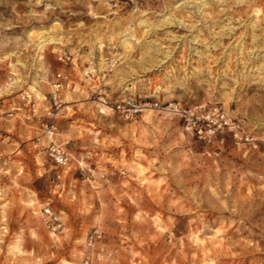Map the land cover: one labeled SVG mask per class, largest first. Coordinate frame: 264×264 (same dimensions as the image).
I'll return each instance as SVG.
<instances>
[{
	"label": "rangeland",
	"instance_id": "1",
	"mask_svg": "<svg viewBox=\"0 0 264 264\" xmlns=\"http://www.w3.org/2000/svg\"><path fill=\"white\" fill-rule=\"evenodd\" d=\"M47 35L61 43L41 46ZM99 96L218 108L237 132L200 138L164 108L101 115ZM50 121L72 157L60 179ZM43 207L60 217L56 230ZM96 228L103 239L90 249ZM87 254L91 264H264V0H0V259L83 264Z\"/></svg>",
	"mask_w": 264,
	"mask_h": 264
},
{
	"label": "built area",
	"instance_id": "2",
	"mask_svg": "<svg viewBox=\"0 0 264 264\" xmlns=\"http://www.w3.org/2000/svg\"><path fill=\"white\" fill-rule=\"evenodd\" d=\"M68 85V76L64 70L58 72L57 79L54 82L53 100L56 109L61 107L60 92ZM98 113L101 115L119 114L125 119H137L141 113L149 108H164L184 119L186 123L185 129L193 135L200 138L210 139L217 133L225 130L237 132L236 122L231 119L225 112L215 108L213 111H203L199 113L198 108H183L172 103L162 107L158 101H150L148 99H137L128 96L121 99L111 100L108 97L99 96L96 100ZM52 107V106H51ZM49 114L55 116L49 110ZM29 119L32 115H28ZM57 125L54 121L47 122L43 125V135L46 139V152L52 165L56 168V177L58 179L64 177L71 170L72 157L71 153L64 143L57 140ZM237 134V133H236ZM43 218L53 230L61 226L60 217L50 207H43ZM103 239V231L100 228L94 229L87 237V245L93 249L97 243ZM91 255L87 254L83 264H91Z\"/></svg>",
	"mask_w": 264,
	"mask_h": 264
},
{
	"label": "bare ground",
	"instance_id": "3",
	"mask_svg": "<svg viewBox=\"0 0 264 264\" xmlns=\"http://www.w3.org/2000/svg\"><path fill=\"white\" fill-rule=\"evenodd\" d=\"M133 30V29H132ZM132 30H128L126 33L124 34H127L129 35L128 37H126L124 40L127 41V39L129 40L130 38L134 37V33H132ZM134 32V31H133ZM42 35V34H41ZM133 40V39H132ZM40 45L43 46L44 43H61V38H55V37H52L50 38L48 35L46 37H43V39H41L40 41ZM129 43L125 42L124 45L127 46ZM32 90L36 91L37 92V89L34 88L33 86L30 87Z\"/></svg>",
	"mask_w": 264,
	"mask_h": 264
},
{
	"label": "crops",
	"instance_id": "4",
	"mask_svg": "<svg viewBox=\"0 0 264 264\" xmlns=\"http://www.w3.org/2000/svg\"><path fill=\"white\" fill-rule=\"evenodd\" d=\"M35 249L37 250V254L39 256V258H41V250H40V245L38 244L37 247H35ZM34 259L32 258H28L27 261H24V263L28 262L27 264H41L40 262L39 263H35L33 261ZM13 261H11V259H0V264H13L12 263Z\"/></svg>",
	"mask_w": 264,
	"mask_h": 264
}]
</instances>
